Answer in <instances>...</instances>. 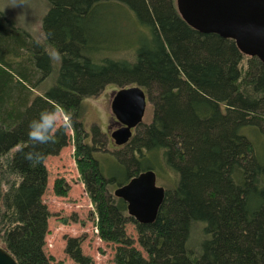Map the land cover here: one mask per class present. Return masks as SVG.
<instances>
[{
    "label": "trees",
    "instance_id": "1",
    "mask_svg": "<svg viewBox=\"0 0 264 264\" xmlns=\"http://www.w3.org/2000/svg\"><path fill=\"white\" fill-rule=\"evenodd\" d=\"M46 3L45 43L0 13V247L17 264H51L43 250L50 216L42 199L45 159L71 140L98 237L116 245L114 264H264V158L256 149L264 148V65L233 40L190 28L175 0ZM120 15L147 33L143 42L127 39L125 57L116 56V40L102 41L93 30ZM110 84L139 86L152 112L127 144L114 145L122 180L105 175L97 157L107 151L106 134L95 124L86 130L82 121L81 101ZM56 103L72 114V138L58 129L50 143L37 144L29 125ZM29 153H40V162ZM148 170L170 184L155 221L143 225L113 191ZM68 190L55 181L57 195ZM82 243L67 237L64 253L74 264H94Z\"/></svg>",
    "mask_w": 264,
    "mask_h": 264
},
{
    "label": "rangeland",
    "instance_id": "2",
    "mask_svg": "<svg viewBox=\"0 0 264 264\" xmlns=\"http://www.w3.org/2000/svg\"><path fill=\"white\" fill-rule=\"evenodd\" d=\"M47 11L46 0H0V13L40 43H45L42 20ZM93 30L102 35V41L107 38L116 40V47L119 48V52L116 54L117 57H125L127 39L137 43L139 41L143 42L142 38L146 32L141 27L126 23L121 15L114 23L105 19L103 24L93 26ZM111 33L115 34V38L110 37ZM118 90L119 87L110 84L98 96L84 98L81 101L82 121L86 130H89L91 124H95L101 133L107 134L108 125L114 121L111 112V100ZM151 114V105L148 102L143 122L148 123L151 120ZM242 132L254 144L261 142L260 135L254 129L244 128ZM66 133L71 139V131H66ZM106 145L107 151L98 154L97 157L101 159L104 174L116 176L121 168L113 154L117 147H114L113 141L107 135ZM256 149L258 154L264 158V148H260L257 144ZM73 152L74 147L70 140L58 155L48 156L45 159L48 176L47 187L42 199L50 216L48 218V233L45 237L44 253L52 259L51 264H74L64 253L65 239L67 237H82V252L84 255L90 256L94 264H114L113 257L116 245L101 241L96 233L93 207L84 192ZM124 177L123 173L119 174L121 180ZM57 180L63 181L69 187L65 196H59L55 193L54 184ZM156 184L164 188L170 184V178L168 176L164 177L160 182L156 180ZM126 230L128 235L134 239L135 247L142 252L137 244L134 226L128 224ZM190 243H195V237ZM143 255L145 256L144 253Z\"/></svg>",
    "mask_w": 264,
    "mask_h": 264
},
{
    "label": "water",
    "instance_id": "3",
    "mask_svg": "<svg viewBox=\"0 0 264 264\" xmlns=\"http://www.w3.org/2000/svg\"><path fill=\"white\" fill-rule=\"evenodd\" d=\"M182 20L200 34L233 40L239 51L264 65V0H175ZM147 96L139 86L120 88L111 100V111L121 125L110 133L116 146L129 142L143 123ZM165 190L156 184V173L148 170L114 189L113 195L127 204V212L139 224H152ZM0 264H17L0 247Z\"/></svg>",
    "mask_w": 264,
    "mask_h": 264
},
{
    "label": "clouds",
    "instance_id": "4",
    "mask_svg": "<svg viewBox=\"0 0 264 264\" xmlns=\"http://www.w3.org/2000/svg\"><path fill=\"white\" fill-rule=\"evenodd\" d=\"M47 35H51L48 33ZM54 59L57 62L62 60L59 51L53 49ZM74 127L73 117L70 111L64 109L61 105L56 103L51 110H47L40 114L38 120H33L29 125V138L37 144H47L53 139V134L58 129L70 131ZM28 159L39 163L42 155L40 153H29Z\"/></svg>",
    "mask_w": 264,
    "mask_h": 264
},
{
    "label": "flooded vegetation",
    "instance_id": "5",
    "mask_svg": "<svg viewBox=\"0 0 264 264\" xmlns=\"http://www.w3.org/2000/svg\"><path fill=\"white\" fill-rule=\"evenodd\" d=\"M113 118H114V121L111 122L110 125H108V132H107V134H106L108 137L110 136V133H111L112 131L116 130L118 127L121 126V125L116 121V119H115L114 116H113ZM133 132H134V131H133ZM109 139H110V137H109Z\"/></svg>",
    "mask_w": 264,
    "mask_h": 264
},
{
    "label": "built area",
    "instance_id": "6",
    "mask_svg": "<svg viewBox=\"0 0 264 264\" xmlns=\"http://www.w3.org/2000/svg\"><path fill=\"white\" fill-rule=\"evenodd\" d=\"M95 230H96V233H97V229L95 228ZM98 234V233H97Z\"/></svg>",
    "mask_w": 264,
    "mask_h": 264
},
{
    "label": "bare ground",
    "instance_id": "7",
    "mask_svg": "<svg viewBox=\"0 0 264 264\" xmlns=\"http://www.w3.org/2000/svg\"><path fill=\"white\" fill-rule=\"evenodd\" d=\"M112 112V111H111ZM114 116V115H113Z\"/></svg>",
    "mask_w": 264,
    "mask_h": 264
}]
</instances>
